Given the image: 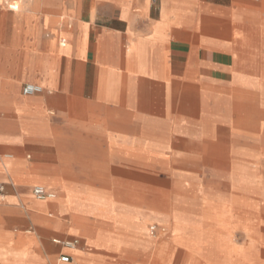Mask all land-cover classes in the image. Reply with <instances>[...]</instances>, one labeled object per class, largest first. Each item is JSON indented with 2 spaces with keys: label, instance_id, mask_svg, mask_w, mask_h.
Returning <instances> with one entry per match:
<instances>
[{
  "label": "crops",
  "instance_id": "crops-1",
  "mask_svg": "<svg viewBox=\"0 0 264 264\" xmlns=\"http://www.w3.org/2000/svg\"><path fill=\"white\" fill-rule=\"evenodd\" d=\"M186 168L195 215L220 210L174 215L184 246L220 239L221 264H259L228 207L250 182L264 202V0H0V264L147 253L130 228L160 226L164 204L108 192L163 191Z\"/></svg>",
  "mask_w": 264,
  "mask_h": 264
},
{
  "label": "rangeland",
  "instance_id": "rangeland-1",
  "mask_svg": "<svg viewBox=\"0 0 264 264\" xmlns=\"http://www.w3.org/2000/svg\"><path fill=\"white\" fill-rule=\"evenodd\" d=\"M244 128L246 130L250 129L248 126H245ZM254 166L253 163L246 162L245 177L250 180L259 177V175L255 174L252 170ZM187 171V168L182 169L180 174L175 175L177 181L173 183L171 175L164 176L165 190L163 191L131 192L114 190L108 192L110 200L115 204L124 205L126 201L130 202L131 200L140 204H144L146 201L148 205L154 203L153 206L157 204L159 207L161 204H164V222H160L159 225L165 229V232L162 231V228L158 226L157 222L151 221L148 223L147 229L155 227L153 237L151 236L150 231L147 234L145 227L140 226L141 228H144V239L148 238V243L144 244L147 245V253L138 255H110L102 253L93 254L85 250L86 252L84 251L82 254L84 261L93 259V264H172V261L169 263V259L172 258L174 261L173 264H221L220 239L209 238L197 240L196 246L190 248L187 245L184 246V242H187V238L182 239V234L177 232L178 229L174 226V215L186 221H190L193 217L199 221L202 220L203 217H209L211 211L220 210V207L211 205L210 202L208 207H197V213L201 215H195L196 211L193 207L195 197L192 191L189 190V179L191 176ZM0 186L3 188L2 192H0V195H2L4 193V187L2 185ZM211 186L212 185H209L210 190ZM256 187L258 186L254 187L253 182L246 184L244 189V205L242 207L232 208L233 206L231 204L229 205V210L234 211L229 215V230L233 235H240L242 237L239 238V243L236 245L242 246L246 249L249 243L248 235L257 241L258 249L264 251V202L261 201L259 197H255ZM215 191L216 190H211L208 192L215 193ZM207 224L210 226V222H207ZM181 225L184 226L185 224L181 223ZM183 229L184 227L181 228V231ZM17 230L32 232L35 229L21 225ZM53 238H64V236L53 235L50 237V240ZM173 239L179 240L181 245H175ZM39 241L41 240H37V242ZM50 244L54 246L51 242ZM20 245H24V239L20 240V244H18L17 247ZM56 248H58V246H56ZM59 252L60 250L58 248L53 257V264H57ZM179 253H181L180 260L178 259ZM75 262L78 261L74 260L72 264ZM85 263L88 264L87 261ZM257 263L264 264V258L259 257Z\"/></svg>",
  "mask_w": 264,
  "mask_h": 264
},
{
  "label": "built area",
  "instance_id": "built-area-1",
  "mask_svg": "<svg viewBox=\"0 0 264 264\" xmlns=\"http://www.w3.org/2000/svg\"><path fill=\"white\" fill-rule=\"evenodd\" d=\"M152 2H156V0H151ZM250 1H256V0H250ZM39 92V88L31 85L24 86L22 90V94L25 96L33 95ZM3 188L0 186V192H2ZM31 194L33 198L39 201H45V200H51L54 199L55 195L45 191L42 187H34L31 191ZM150 234L153 235L155 232V227H151L149 229ZM54 243L60 244L61 246L68 248V249H74L77 246V241H71V242H61L58 240H54ZM70 258L68 256H62L59 258L60 263H68L70 262Z\"/></svg>",
  "mask_w": 264,
  "mask_h": 264
},
{
  "label": "bare ground",
  "instance_id": "bare-ground-1",
  "mask_svg": "<svg viewBox=\"0 0 264 264\" xmlns=\"http://www.w3.org/2000/svg\"><path fill=\"white\" fill-rule=\"evenodd\" d=\"M194 90H195V89H194ZM158 216H159V215H158ZM161 217H162V216H161ZM159 218H160V217H159ZM166 218H167V217H166ZM161 220H163V219H161ZM130 229H131V230L133 229L132 231H133V232L135 231V234H136V235H139V237L141 238L139 241L142 242V241L145 240V239H144V228L136 227V226H132V228H130ZM162 231L165 232V229L162 228ZM163 232H162V233H163ZM149 235H150V234H149ZM149 235H148V236H149ZM151 236L153 237V235H151ZM142 238H143V239H142ZM173 241H174V239H173ZM173 241H172V242H173ZM174 243H175V245H177V239L174 241ZM237 243H238V242H237ZM171 261H172V264H173L174 261L172 260V258L169 259V263H171Z\"/></svg>",
  "mask_w": 264,
  "mask_h": 264
}]
</instances>
